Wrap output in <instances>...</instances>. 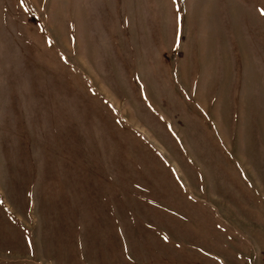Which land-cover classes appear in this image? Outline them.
I'll list each match as a JSON object with an SVG mask.
<instances>
[{
	"label": "rangeland",
	"instance_id": "374dc122",
	"mask_svg": "<svg viewBox=\"0 0 264 264\" xmlns=\"http://www.w3.org/2000/svg\"><path fill=\"white\" fill-rule=\"evenodd\" d=\"M0 264H264V0H0Z\"/></svg>",
	"mask_w": 264,
	"mask_h": 264
}]
</instances>
